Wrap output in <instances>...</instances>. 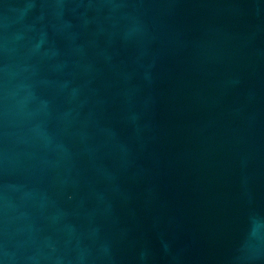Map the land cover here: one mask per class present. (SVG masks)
I'll list each match as a JSON object with an SVG mask.
<instances>
[{"label": "water", "instance_id": "water-1", "mask_svg": "<svg viewBox=\"0 0 264 264\" xmlns=\"http://www.w3.org/2000/svg\"><path fill=\"white\" fill-rule=\"evenodd\" d=\"M263 240L264 0H0V264Z\"/></svg>", "mask_w": 264, "mask_h": 264}]
</instances>
